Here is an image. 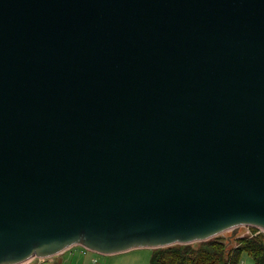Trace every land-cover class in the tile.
<instances>
[{
  "label": "water",
  "instance_id": "water-1",
  "mask_svg": "<svg viewBox=\"0 0 264 264\" xmlns=\"http://www.w3.org/2000/svg\"><path fill=\"white\" fill-rule=\"evenodd\" d=\"M264 232V0H0V264Z\"/></svg>",
  "mask_w": 264,
  "mask_h": 264
},
{
  "label": "trees",
  "instance_id": "trees-1",
  "mask_svg": "<svg viewBox=\"0 0 264 264\" xmlns=\"http://www.w3.org/2000/svg\"><path fill=\"white\" fill-rule=\"evenodd\" d=\"M252 233L255 228H250ZM149 264H238L242 253L254 264H264V233L244 235L232 240L218 235L204 242L151 249Z\"/></svg>",
  "mask_w": 264,
  "mask_h": 264
},
{
  "label": "rangeland",
  "instance_id": "rangeland-1",
  "mask_svg": "<svg viewBox=\"0 0 264 264\" xmlns=\"http://www.w3.org/2000/svg\"><path fill=\"white\" fill-rule=\"evenodd\" d=\"M247 231L244 228H239L237 232H235V235L231 237L232 233L224 232L221 234V236L225 239H228L229 241L234 239L235 237H240L241 235H246ZM79 249H83L80 246H76ZM149 250V249H148ZM147 251L145 249H136L129 252L116 254L117 256H104L99 255L96 253L89 252V256L95 259V262H92L89 260V264H108L110 263V260L114 261V264H149V260H147L144 257V252ZM72 264H75V262H72ZM238 264H254L252 257L247 253H242L239 258Z\"/></svg>",
  "mask_w": 264,
  "mask_h": 264
},
{
  "label": "crops",
  "instance_id": "crops-1",
  "mask_svg": "<svg viewBox=\"0 0 264 264\" xmlns=\"http://www.w3.org/2000/svg\"><path fill=\"white\" fill-rule=\"evenodd\" d=\"M145 250L147 251H143L144 257L146 258L147 256V260L150 261L152 251L151 249ZM89 254L90 253L87 252L85 249H79L75 246L41 262L36 263L35 261L34 264H72V262H75V264H89V260H91L92 262L95 261V259L89 256ZM114 261L110 260V263L108 264H114Z\"/></svg>",
  "mask_w": 264,
  "mask_h": 264
},
{
  "label": "built area",
  "instance_id": "built-area-1",
  "mask_svg": "<svg viewBox=\"0 0 264 264\" xmlns=\"http://www.w3.org/2000/svg\"><path fill=\"white\" fill-rule=\"evenodd\" d=\"M241 228H244L247 231L246 235H250V236H255V235L259 234V233H264L262 230H260L258 228H255L256 231H254V233H252V231L250 229L251 227H241ZM43 260H45V259H40V258L36 257V258L30 259V260L24 262V264H34L35 261L37 263V262H41ZM21 264H23V263H21Z\"/></svg>",
  "mask_w": 264,
  "mask_h": 264
}]
</instances>
